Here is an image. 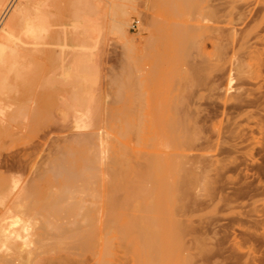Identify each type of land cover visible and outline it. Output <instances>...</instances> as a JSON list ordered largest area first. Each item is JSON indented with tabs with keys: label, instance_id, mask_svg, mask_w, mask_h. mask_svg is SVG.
<instances>
[{
	"label": "rangeland",
	"instance_id": "1",
	"mask_svg": "<svg viewBox=\"0 0 264 264\" xmlns=\"http://www.w3.org/2000/svg\"><path fill=\"white\" fill-rule=\"evenodd\" d=\"M44 1L46 0L33 2L34 5L37 2L41 3L42 7L47 1L49 2L47 4L51 3L50 6L46 4L48 8L44 9L45 5L40 13L50 18L45 11L50 8L48 13L54 16V20L52 16L49 21V18L40 15L42 19H46L43 25L51 23V29L48 28L50 30L64 29L67 32V40L65 44L63 43L66 45L64 49L54 43L44 44L46 47L44 45L38 47L42 46L48 51H60L57 49L61 47L64 52L63 59L54 63L56 61H49L50 59L41 56L38 60L44 64L36 59L42 65L38 62L32 63L30 68H33L34 64L36 66L32 70V75L29 72L35 83L32 79L29 80L30 75L28 82L27 78H24L26 84L24 80H21L22 85H20L21 81H17L18 92L16 91L15 94L23 101L39 99L45 105L47 112L50 110L48 114L53 119L50 118L51 123L45 130L49 136L50 146L46 148L47 151L41 152L38 147L42 140L39 137L33 138L32 152L38 155L31 166L33 191L20 197L21 206L19 205L17 211L14 209V216L13 211L10 212L11 215L0 212V218L10 217L9 220L4 219L2 222L7 228L21 231L27 226L29 229L26 233L31 229L30 235L28 234L30 236L28 240H32V243L28 241L30 249L21 253L13 249L10 251V256V252L9 254L4 252V256L0 255V264H264V0H127L126 3H122L123 0ZM12 2L24 3L25 0L18 2L12 0ZM29 2L32 4V1ZM28 4L26 10L33 9L29 12L33 15L32 12L36 13L34 6L29 8ZM122 5L127 6L124 11ZM32 15H28L30 17L28 18L35 17V14L33 17ZM133 20L139 21L135 29L130 28ZM108 21L113 29L112 26H107ZM103 26L108 27L112 33L109 31L106 33ZM90 55H92L91 62H89ZM79 60L85 62L79 63ZM79 67H82V71L87 75L82 82H77L73 76L74 72L80 69ZM30 81L32 82L29 86ZM27 85L33 86V92H28L31 88ZM37 86L41 87L37 88ZM21 105V115H27L28 108ZM91 107H94V111H96L95 107L99 110V114L95 113L99 115L98 126L75 129L76 110L88 111ZM161 108L163 114L168 117V121L164 122L163 120L167 118L161 116L163 124L161 118L156 117L158 113H162ZM117 112L119 117L126 116L123 119L128 125L124 127V131L123 125L121 129H113H116L117 134L119 130L124 134L130 133L131 130L130 138L126 137L127 133L125 137L124 134L119 133L120 137H118L115 130L112 129L111 132L112 126L105 129V122L113 119L109 118L110 115ZM58 115L66 116L62 125L57 120ZM169 117L172 120L174 118L176 122L173 129L178 128L174 130L171 128ZM116 122L122 124L123 121ZM161 124L166 125L163 129L166 128L170 133L173 131L172 135L175 131L178 147L176 142L175 144L172 142V137L168 133L165 134L161 130L155 132L156 127L159 128ZM63 125L64 127H60ZM22 126L21 122L0 128V135L2 134L0 159L3 154L1 150L3 142L9 139L10 132L16 134ZM2 128H6L4 131L9 129L5 132L8 136L6 139ZM94 131L101 137L103 135L102 138L106 141V138L112 141L108 144L113 151L121 147L117 150L122 153L120 158L122 162L124 160V167L130 169L134 163L129 174L133 179L128 176L129 171L126 177L128 180L131 179V185L123 177V172L114 175L118 179L111 176V182L114 183L111 187L115 191L111 187L106 189L108 193L111 191V194L115 193L116 195L113 196H117L116 198L120 193H122L121 198L123 193H127L130 197L127 196L129 198L127 201L124 195L121 206H117L122 210L125 208L126 213L119 208L117 212L115 208L117 213L120 210L124 214H117L122 217H119L120 220L115 216V223L112 220L111 233L105 234L108 238L109 235L111 237L109 249H106L107 245L101 241L94 247L96 254L93 251L80 254L82 246L78 242V235L75 234L79 230L67 226V221H61L60 217L50 218L45 209H37L35 204L41 200L45 202L48 198L44 179L48 169L44 166L49 163L46 161H50L54 153L57 155L60 147L73 139H78V135L85 137ZM142 131L144 133H141ZM105 133H109L108 137ZM122 137L124 140L121 139ZM140 139L144 141L143 144ZM167 139L175 146L170 145ZM7 140L5 143L8 142ZM160 140V146H155ZM114 143L117 148L112 145ZM163 145L169 146L168 150L162 149ZM179 147L180 150H177ZM23 150L24 148L19 147L16 151ZM115 152H111L110 155H116ZM157 152L166 155L162 156ZM176 153H179L178 156ZM168 154L169 157L170 154L172 157L176 154L180 161L181 156L184 157L182 160L185 164L183 162L182 169L179 166L180 170H175L174 174L182 175L184 178L177 176L182 180H179L181 183L179 182L178 189L185 187L183 190H177L181 191L178 196L184 190L185 193L179 198L174 197L177 193L173 198L170 195L168 208L172 209L168 212L169 215L163 210L167 207L160 210L156 208V212L155 208L145 210L146 213L140 207L141 212L136 206L135 209L131 208L133 206L128 205L129 202L135 205L131 201L140 198L137 192L145 187L153 189L157 184L151 183V179L156 182L155 177L151 176H157L160 170L151 169L147 163L152 162L151 159L157 161L160 156L161 159L165 157L166 160ZM176 156L174 155L175 160ZM172 157L170 160L173 159L174 165L170 169L173 173L172 168L175 167L176 161ZM144 160L146 168L143 171ZM103 166L105 167L101 164L100 168L103 169ZM120 168L122 171L123 167ZM134 168L133 174L136 178L131 174ZM137 168L141 169L142 176H146V178L142 177V182ZM147 168L151 169H149L150 173L146 172ZM170 169L168 168L167 171ZM174 169H177V166ZM17 171L14 174L20 179V186H25L30 178L28 173L23 169ZM105 171L107 173V170ZM123 171L127 172V169ZM179 171L183 172L180 174ZM165 174L168 175V172ZM176 174L172 177H176ZM171 179L174 178L169 180ZM103 180L99 179V182H106ZM134 180L139 183L136 185ZM121 185L123 187L120 189ZM138 185L141 188L140 186L138 188ZM101 189L99 190L102 191ZM53 190H56V187H52L51 191ZM131 194H133L132 198ZM119 199L116 200L121 202ZM125 202H128L126 204L130 206L129 210L128 207H123L126 206ZM7 214L9 216H6ZM149 214L155 218L151 219ZM157 215L159 220L161 218L160 221L158 220L159 224L156 223ZM19 219L22 220V224L16 225L13 220ZM1 230L0 226V236ZM99 231L106 233L105 229H98ZM1 237L0 241H2ZM108 250L110 251L108 255L104 254Z\"/></svg>",
	"mask_w": 264,
	"mask_h": 264
},
{
	"label": "bare ground",
	"instance_id": "2",
	"mask_svg": "<svg viewBox=\"0 0 264 264\" xmlns=\"http://www.w3.org/2000/svg\"><path fill=\"white\" fill-rule=\"evenodd\" d=\"M18 1H20V0H17V2ZM30 1H32V4H31V2H29V0H27V1L25 0V2H29V4L27 3L29 8L34 6L33 8L35 9L36 13L32 12L33 15L31 13H29L33 9L31 11L29 9H28V11L26 10L27 4H25V2L24 3H20L19 2L17 4H14L12 2V0H0V128L1 127H6V126H13L16 123L20 124L21 122L23 124L21 129L19 128L20 130L18 128H14L15 130L18 129L16 134L15 133L12 134L13 131L10 132L11 135H10L8 140L6 139V137H8V136L5 135V132L6 131L8 132L9 129L4 131V129H6V128H4V129L2 128L3 132H4L3 135H5L4 137H5V139L8 142L5 143V141H6L5 140L3 142L2 147H1V150H3V154L1 155L2 158L0 159V212L5 213V214L9 213V215H11L12 211H13V213H12V215H13L14 214V209H16V211H17L19 209V205L21 206L20 197L26 196V195L30 194L33 191L34 184H33V181H32L33 179L31 180V178H32L31 177V175H32V173H31L32 172V170H31L32 167L31 166H33V162L35 161V159L38 156V155L35 154L36 152L35 153L32 152V144H33L32 141H33V138H38L39 137V139L42 140L40 145H39V147H38L40 149L39 151H41V152L47 151L46 148H48L50 146L49 145L50 143H49L48 133L45 132V130L49 127V125L51 123L50 122V118L51 117H49V114H50L49 111L50 110L47 112V110L45 108V105L42 103V101H39V99H28V100H25V101H23L22 99H19L18 95L15 94V92L18 90V87H16V85L18 84L17 81L24 80L25 84H26V82H25L26 79H24V78H27V80H26L27 82L30 79H32V81H33V78H32L31 75L33 74L32 70H33V68H35L36 65L34 64V66H32L33 68H30V67H31L32 63H37L38 61H40L38 59H40L41 56H44L46 59H50L49 61H51V60L53 62L56 61L54 63H57V61H62V59H63L62 54L64 53L63 49L66 46L64 44L66 43L65 41L67 40V34H66L67 32L64 29L60 30L58 28L59 30H53V29L50 30L51 29V25H50L51 23L49 21H51V16L53 17L52 19L54 20V16L48 13L49 12L48 10L50 8L48 10H45V11H47V14L50 15V18H49V16L46 17V14L43 16L40 13L42 10L47 9L48 8L47 5L50 6L51 3L47 4L49 2L47 0H46L47 2L44 1V2H46V3L43 2L44 6L46 4L47 5L43 9L44 6L42 7L41 3L37 2L34 5L33 4L34 0H30ZM124 2L126 3L127 0H123L122 1V3H124ZM125 5H122L123 6V9H122L123 11H124V8L127 7V6L125 7ZM120 10L121 9H119V11ZM34 14H35V17H33ZM28 15L29 16L32 15V17L35 18V20H33L32 17H31L32 19H29L30 17ZM40 15L42 17L47 18V19L49 18L48 19L49 21H47V22L50 23L49 24L50 26L48 24H46L48 26H46L44 24L47 27L46 28L43 25V23L45 22L46 19H44V18L42 19ZM41 22H42V24H41ZM109 25L112 26L111 23L109 24V21H108L107 26L109 27ZM108 27L104 28V26H103L102 28L104 30L106 29V33H108V31H109V33H112V31H110L108 29ZM48 28H50V29H48ZM52 28H53V26H52ZM47 29H48V31H47ZM112 29H113V26H112ZM102 32H104V31H102ZM87 33H89V32H87ZM47 43H54L56 45L59 44V45H61V47L63 49L61 47H59L60 49H57V50H60V51L50 50L52 52L51 53L50 51H48V49H44L42 46H40L41 48L38 47V45H44V44L47 45ZM50 45H52V44H50ZM57 47H58V45H57ZM53 52H55V53L53 54ZM91 56L92 55H90L89 62H91ZM35 60H36V62H35ZM40 62L42 63V61H40ZM40 62H38V64H40ZM83 62H85V61L79 60V63H83ZM86 62H88V61H86ZM42 64H44V63H42ZM42 64H40V65H42ZM50 64H51V62H50ZM29 69L31 71H29ZM41 69H42V67H41ZM82 70L83 69L81 67L79 70H76L74 72L73 76H74V79L77 82H82L83 80H85L87 78L86 72L82 71ZM38 71H40V70H38ZM38 71H36V72H38ZM29 72L31 73V75H30ZM28 76H29V80H28ZM38 76H40V75H38ZM32 81L29 82V86H30ZM22 84H23V82L21 81L20 85H22ZM47 84H49V82ZM29 86L27 85V87H29ZM38 87H41V86H37V88ZM29 88H31L32 91L29 89L28 92L29 91L33 92V89H32L33 86L31 85V87H29ZM30 96L32 97V95H30ZM34 96H35V94H34ZM50 97H49V99H50ZM20 101H22V103H20ZM21 104L24 105V108H25V106L28 108L27 115H23V116L21 115V108H22ZM57 105H59V103ZM171 105H172V103H171ZM162 107H164V106H162ZM9 108H11V109H9ZM78 109H79V107H78ZM78 109L77 110L75 109L77 111V112H75L76 115L74 116L75 117V119H74V123H75L74 124V128L75 129L80 130V129L91 127V126H93V127L94 126L95 127L98 126L99 121H97V120H99V118H97V116H99V115H96V114H99V112H98L99 110H97L96 107H95L96 111L93 110L94 107L93 108L91 107L88 111L87 110H82L80 108L82 110V112L80 110H78ZM7 110H11V112L10 111L7 112ZM24 110L26 111V109H24ZM24 110H22V112ZM161 110H162V113L160 112L161 114L158 113V112H157L158 114L156 113L157 114L156 115L157 118H161V116L164 115L163 114L164 112H163L162 108H161ZM25 111H24V113H26ZM60 112H59V114H60ZM112 114L113 115H110L111 117H109V118H113V119H110V120H112L111 122H109L110 121L109 118H106V120H109V121L105 120L106 121L105 122L106 123L105 126L107 127V128L105 127V129H109L112 126L110 128L111 132L113 130H115V132H116V129H119V128L121 129L122 125H123V129L122 130L124 131V129H125L124 127H126L128 125V123L126 125V121H125V119H123V117L126 118V116L122 115L123 113H120L122 115V117H119L118 116V112L117 113H112ZM50 116H52V114ZM112 116L115 117V123H114V117H112ZM116 116L119 117L118 118L119 122L120 121L125 122L124 123L125 126H124L123 122H122V124H121V122L120 123L116 122V121H118V120H116L117 119ZM169 116H172V115H169ZM65 117L66 116L58 115L57 120H58L59 124H61V125L63 124V122L65 121ZM21 118H22V120H21ZM166 118H167L166 120H163L161 118L160 121L161 120H163L164 122L168 121V117H166ZM176 118H177V116H176ZM51 119H53V118H51ZM19 120H21V122H19ZM96 121H97V123H96ZM169 121L171 122V126H172L171 128L173 129V127L176 124L174 118H173V120L171 119ZM112 122L114 124H116V125L113 126L114 124H112ZM158 122H156V124ZM164 122L161 121L162 124ZM102 123H103V121H102ZM110 123L112 125H110ZM162 124L159 126V128H157L155 126L156 127V131L155 132H157L158 130L159 131L161 130V132H163L165 134L168 133V135L171 136L172 139H171V137L170 138L168 137V138L171 139L172 142H174V144H175V142H176V139H175L176 136H174L175 131H174V133L172 135L171 134L173 132L172 129L167 126L168 128H170V131H172L170 133L169 131H167L166 128L163 129V127H165L166 125L164 126ZM119 125H121V127ZM60 127H64V125L60 126ZM60 127H59V129H62ZM11 128L13 129V127H11ZM113 128H116V129H113ZM142 128H144V127H142ZM176 128H178V127H176ZM176 128H174V129H176ZM132 130H134V129H132ZM119 133H121L120 130L118 131V134ZM126 133L128 134L126 137L130 138L129 134L131 133V130H130V133H128V132H126ZM141 133H144V132L142 131ZM116 134H117V132H116ZM121 134H124V132L121 133ZM125 134H124V137H125ZM177 134H179V133H177ZM1 135H0V137H1ZM105 135L108 137L109 133L108 134L105 133ZM81 136H83V135H81ZM154 136H156V134H154ZM79 137L80 136L78 135L77 136L78 139H75V140L73 139V141L69 142L68 144H66L64 146L61 145L62 147L59 148L60 149L59 153L57 155H55V153H54L53 158H51L50 161L49 160L46 161V163L47 162H49V163H48V165L45 164V165H47L46 167L44 166V168H48L46 170V173H45L46 176L44 177V179H45V184L47 186V196H48V198H47V200L45 202H43L42 200H41V202L37 201V203L35 204V208H37V209L38 208L45 209L46 210V214L49 215L50 218L53 217V219H56L57 217H60L61 221H64V220L67 221V223H66L67 226H69L71 228H77L79 230L78 232H75V234L78 235V242L82 246L81 247L82 248L81 252L79 250L80 254L81 253L83 254V253H85L87 251H93L94 254H96V250L94 249V247H95L96 244L100 243L101 241L104 242L107 245L106 249H109V242L111 243V241H109V238H111V237L109 235V238H108L107 235L109 233H111L110 229L112 227V222L114 221L115 216H117L118 219H119L120 216H118L117 214H119V213L124 214V212H121V211L124 210L125 213H126L125 208H123V210H122L120 207H117V206H121L122 201H123L122 199L124 198V195H125V199L127 201L130 198L127 193L126 194L123 193V198H121V194L122 193L119 194L120 196H118V198H116L117 196L114 197L116 195L115 193H113V194H115L114 196H113V194H111V192H112L111 189L113 188V187H111V184H112V182H111L112 181V177L111 176L115 177L116 175H120V173L122 174V172H123V177H125L126 178L125 180L127 181L128 178L126 177V174L128 173V171H129L128 176L130 178H132V175H129V174H130V169L132 171V167H133L134 163L132 161V163H133L132 167H130V165L129 166L126 165V166L130 167V169H128L127 167H124V165H123L124 160L122 162L121 161L122 158H120L122 153H120V151H118L119 149H121V147L119 148L117 145H115V143L112 144V145H114L115 148L118 147L117 148L118 150L117 149L114 150V151H116L115 153H117V154L116 155L114 154L113 156L110 155V153L111 152L113 153L114 151L112 150L113 148H110L111 146L108 143H112V141L109 138H106L107 139V141H106L104 138H102L104 136L102 135V137H101L98 132L94 131L92 134L89 133L88 136L86 135L85 137L84 136L80 137V138ZM118 137H120V135H118ZM177 137H178V135H177ZM2 139H4V138H2ZM121 139L124 140L123 137ZM163 139H164V137H163ZM169 139H167L168 142L171 141ZM140 141L142 142L141 139H140ZM156 141H157V137H156ZM0 142H1V140H0ZM143 142H142V144H143ZM145 142H147V139H146ZM160 142H161V140L156 142L158 144V145H156L154 143V141H153V144H155V146H160L159 145ZM144 144H148V143H144ZM153 144H152V147H153ZM171 144L172 143L170 142V145ZM167 145L166 146L163 145L164 148H162V147H160V148H162L164 150H168L169 146L167 147ZM173 146H175V145H173ZM173 146H172V148L174 149ZM176 146H177V142H176ZM19 147L24 148V150L22 152L16 151ZM143 147H145V145H143ZM37 149L35 151H37ZM178 149L180 150V147L177 148V150ZM154 152L156 153V151H154ZM160 153H158V154H160ZM41 154H43V153H41ZM123 154H124V152H123ZM158 154H156V156ZM164 154H162V156ZM176 154L178 156L179 153H176ZM176 154H173V157H172V154H170L171 157L174 158V160H175L174 155L176 156ZM39 156H40V154H39ZM125 156L128 157L127 155H125ZM130 156L131 155L129 154V157ZM46 157H47V155H46ZM123 157H124V155H123ZM129 157H128V159L131 160V158H129ZM168 157H169V154H168ZM168 157H166V160H165V157H163L164 159H161L162 157L160 159L156 157L158 159L157 161H153L151 159L150 161H152V162H148L147 163V165L149 167H151V169L153 168V169L160 170V173L157 174V176H155L154 173H153L154 176H151L152 178L155 177L154 178L155 180L154 179L153 180L156 181V182H153L152 179H151V183H153V185H155L154 183H157V184H156V186H154L155 188L153 187V189H150L148 187L147 188L146 187L143 188L144 185H142V188H143L142 190H140L137 193L135 191L136 194H138V195L140 194V198L138 197V200H136L137 202L135 200L131 201V203L133 202L135 205H132L129 202L128 205L133 206L131 208H134V206H136V208H139V207L142 208L143 211L155 208L154 211L156 212L157 209L160 210L161 208L167 207V208L163 209V210H165V212L167 211L166 214L172 209V208H170V210H169V208H168V205H169V202H170V198H169L170 195H171V198H173V195H175L177 193L174 196L176 198V196H178V193L181 192V191L178 192L177 190H180V189L183 190L185 188V187L184 188L180 187V189H178L179 182H180L179 180H181V179H179V177H177L179 174L177 175L175 173L176 177H172V176L175 175L174 174L175 170L178 171V170L182 169L181 165H183V162L185 164V161L182 160L184 158L183 156H181V161L177 157L176 160H175L176 161L175 162V167L177 166V169H174L175 167H173L172 168L173 169V173H172L170 168H171V166L174 165L173 164L174 161H173V159L170 160L171 157H169V158ZM38 158H40V157H38ZM143 158H146V156L145 157L143 156ZM156 158H153V159L156 160ZM44 159H46V158H44ZM167 159H169V160H167ZM113 161H114V163L118 164L119 167L116 164H115L116 165L115 166ZM143 162H145V160ZM101 164H104L105 167H107V168H105L103 166L104 167L103 168L104 171L107 170V173H105L106 171L105 172L102 171L103 169L100 168ZM106 165H108V166H106ZM142 165H144V167H143V171H144V168H146V162H145V164H142ZM121 166L123 167L122 171H121V168H120ZM179 166H180V169L178 168ZM44 168H43V172H44ZM168 168L170 169V171H167ZM20 169L25 170L28 173V176L30 177L29 181L27 179L28 183L25 186L24 185L20 186V179L18 177H16L15 174H14L17 170H20ZM123 169L124 170L127 169V172L123 171ZM147 169H146V172L148 171L150 173L151 169L150 168H149L150 170L149 169L147 170ZM134 170H135V168L133 169V172L131 174L134 173ZM136 170H138V168ZM140 170H138V171H140ZM163 171L165 173L168 172V175H170V176L165 174ZM146 172H144V173H146ZM169 172L171 174H174V175H171ZM179 172L181 174V172H183V171H179ZM136 175H137V173H136ZM139 175L141 176L140 180L142 182V180H143L142 177L146 178V176H142V172L141 171H140ZM150 175L151 174H149V177H150ZM133 176H134V174H133ZM140 176L137 175L138 178ZM123 177H120V178L124 179ZM134 177L136 178V176H134ZM168 177L174 178V179L169 180L170 178L168 179ZM180 177H182V175ZM106 178H107V180H106ZM115 178H114V180H115ZM44 179H43V181H44ZM99 179L100 180L104 179L106 182H102V181L99 182ZM116 179H118V177ZM125 180H123V181H125ZM137 180H139V179H137ZM119 181H121V180H119ZM135 181L136 180H134V182ZM148 181H150V179ZM148 181H146V183ZM183 181H185V180H183ZM98 182H99V186H98ZM128 182L130 183L131 179H129ZM138 183L139 182H137L136 185ZM100 184L102 185L101 187H100ZM131 184L132 183H130V185ZM183 184L182 185L180 184V185L184 186ZM187 184L185 186H187ZM112 185L114 186V183ZM122 185H123V183H122ZM122 185H121L120 189L124 186V185L123 186ZM148 185L150 186L151 184L148 183ZM139 186L140 185H138V188H139ZM145 186H146V184H145ZM195 186H197V185H195ZM199 186H201V185H199ZM52 187H54V188L56 187V190L51 191ZM98 187H100L99 189H101L103 187L105 190L102 188L101 189L102 191H100L98 189ZM110 187H111V189L109 191H111V192L108 193V190L106 191V189L110 188ZM115 187L117 189V186H115ZM140 188H141V186H140ZM196 188H194V189H196ZM124 189L126 191V187ZM137 190H139V189H137ZM113 191H115V190H113ZM184 191H186V190H184ZM184 191H182V192L185 193ZM130 193H133V191L132 192L130 191ZM135 193H134V195H135ZM183 193H180L179 196H181V194H183ZM5 196H7V198ZM132 196H133V194H131V198H132ZM179 196H178V198H179ZM2 197L4 199L6 198L5 199L6 201ZM119 197L121 199H119ZM134 198H135V196H134ZM175 198H174V200H175ZM116 199L121 200V202H118ZM180 199H182V198L180 197ZM126 203H128V202H125L124 204L126 206H123V207H128V210H129L130 206H127ZM171 203H173V201ZM115 208L116 209L119 208L121 211L119 210V213H117L118 209H117V212H116ZM140 208L138 209V211L140 210ZM134 209H132V211ZM114 210H115V212H114ZM140 212H141V210H140ZM145 213H146V211H145ZM161 213H162V211H161ZM147 214H148V212H147ZM9 215L7 214L6 216H9ZM149 215H151V214H149ZM167 215H169V213ZM13 216H11V217H13ZM146 216H148V215H146ZM2 217H4V216H2ZM2 217L0 219H2ZM124 217H128V216H124ZM153 217L151 215L150 218L152 219ZM159 217H161V216H159ZM165 217H167V216H165ZM8 218H10V217H7V219ZM120 218H122V217H120ZM163 218H164V216H163ZM4 219H6V218H4ZM4 219L0 220V226H1V229H2L1 230V234H2L1 236L2 237L0 236L2 238V241H0L1 242L0 243V255L3 254L4 252H7L9 254V252L11 250H13V249L15 251H17V252L19 251L20 253L23 252V251L29 250L30 248H29L28 244H29V242L32 241V240L29 241L30 240L29 231L31 229L28 230V232L26 233L27 229H29V228L27 226H24L25 225L24 224L23 225L24 227L22 228L21 231L20 230H16L15 227H14L15 229L12 230V229L7 228V226L2 224ZM147 219H149V218L147 217ZM165 219H167V218H165ZM168 219H170V217ZM158 220L159 219H158V215H157V219H156V221H157L156 223L157 224L160 223L159 221L161 220V218H160L159 221ZM13 221H15V224L18 225V224L21 223L22 220L19 219V220H13ZM149 221H150V219H149ZM151 222H152V220H151ZM114 223H115V221H114ZM98 229L99 230L105 229L106 233L105 232L102 233L103 231H99L98 232ZM105 234H107L106 235L107 238H106ZM28 237H29V240H28ZM155 238H156V236H155ZM159 238H160V236H159ZM152 239H153V237L151 238L150 241H152ZM30 245H32V244H30ZM27 247H28V249H27ZM108 252H110V251L109 250L105 251L104 254L108 255L107 254ZM12 253L14 254V252H12ZM159 254H161V252ZM10 255H11V252H10L9 256ZM15 255H17V254H15ZM3 256H4V254H3Z\"/></svg>",
	"mask_w": 264,
	"mask_h": 264
},
{
	"label": "built area",
	"instance_id": "3",
	"mask_svg": "<svg viewBox=\"0 0 264 264\" xmlns=\"http://www.w3.org/2000/svg\"><path fill=\"white\" fill-rule=\"evenodd\" d=\"M138 24H139L138 20H133L131 25H130V28H132V29L134 28L135 29V28H137Z\"/></svg>",
	"mask_w": 264,
	"mask_h": 264
}]
</instances>
